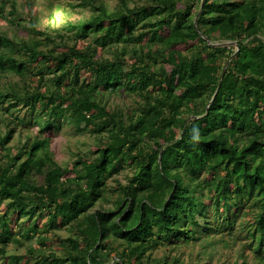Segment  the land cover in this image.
<instances>
[{
    "label": "trees",
    "instance_id": "1",
    "mask_svg": "<svg viewBox=\"0 0 264 264\" xmlns=\"http://www.w3.org/2000/svg\"><path fill=\"white\" fill-rule=\"evenodd\" d=\"M81 2L89 15L52 34L0 0V21L29 24L28 37L0 33V77H15L0 82V262L21 263L7 247L36 232L18 241L26 215L69 232L33 264H211L151 253L214 236L246 207L241 232L264 264V0ZM121 89L140 98L126 118L102 100ZM67 124L95 139L64 165L52 142ZM17 125L28 133L14 150Z\"/></svg>",
    "mask_w": 264,
    "mask_h": 264
},
{
    "label": "rangeland",
    "instance_id": "2",
    "mask_svg": "<svg viewBox=\"0 0 264 264\" xmlns=\"http://www.w3.org/2000/svg\"><path fill=\"white\" fill-rule=\"evenodd\" d=\"M17 9L20 13L28 14L30 11L33 15L35 22L37 23V29L47 30L52 34H56L57 30L63 33H70L68 24L69 22H76L80 18H85L89 15L92 5L89 3H82L81 0H31L32 5L27 4V0H16ZM113 7L117 4L118 0H105ZM8 8V6H6ZM8 10V9H7ZM29 24H15L9 20L0 21V33L6 34L11 37H28L29 36ZM152 43L148 40H144L142 43H136V46L141 49H149ZM108 55L109 52H104ZM131 54L127 53L126 57H130ZM15 77L9 73L0 77V82L4 83L5 80L14 79ZM35 84V83H34ZM139 96L136 93H131L128 89H121L114 93L105 92L102 96V100L108 105L109 108H115L120 112L124 118L130 116L133 109L139 106ZM1 115L8 113L7 110H0ZM5 122L0 121L2 130L5 128ZM21 125H17L13 136L9 142V145L17 150L20 144L26 139L28 131L26 128H21ZM38 131V126H34L30 132L34 134ZM95 136L89 131H78L74 126L69 124L64 125L59 133H55L52 144L55 149V158L61 164H67L68 161L77 159L81 154H84L89 149H94L93 142ZM133 166L126 164L124 168H120L114 176L108 179L110 186L114 187L117 184V180L125 183L128 180V176L132 174ZM38 181H42L43 176H37ZM108 207H112V202L105 204ZM6 207V203H0V211H3ZM224 210L227 206H221ZM233 210H239L238 206H234ZM241 216L237 214L235 223L231 227L222 228L214 236L204 238L202 241L190 242L184 245L183 248H175L169 251V248L162 246L152 251L153 257H163L166 254H171V257L179 256L184 262L197 260L205 261L209 260L211 264H236L240 263L242 259L241 255L246 257V263L253 264L254 256L252 251L246 246L247 241L244 239V232L242 226L245 222L252 221V215L247 212V208L241 209ZM46 218V217H45ZM45 218L39 222L34 219L27 221V216L23 215L20 219H14V229L19 233L17 236L19 239H24L25 227L36 223L38 228L34 232L33 237L30 239L25 238L26 245H20L15 240H12L8 244L7 250L9 255L23 256L20 264H33L36 259L42 255H48V253L54 251L55 253L62 254L61 242L68 235L66 229H55L52 231L43 230L42 226ZM29 251V252H28ZM3 263V262H2ZM0 262V264H2ZM108 264V263H107ZM257 264V263H254Z\"/></svg>",
    "mask_w": 264,
    "mask_h": 264
},
{
    "label": "clouds",
    "instance_id": "3",
    "mask_svg": "<svg viewBox=\"0 0 264 264\" xmlns=\"http://www.w3.org/2000/svg\"><path fill=\"white\" fill-rule=\"evenodd\" d=\"M195 129V128H194ZM197 131V130H196ZM198 139V134L193 137V140Z\"/></svg>",
    "mask_w": 264,
    "mask_h": 264
}]
</instances>
